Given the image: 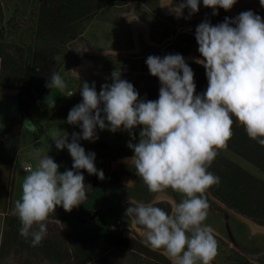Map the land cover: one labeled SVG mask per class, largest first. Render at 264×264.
I'll return each mask as SVG.
<instances>
[{
    "label": "clouds",
    "instance_id": "obj_1",
    "mask_svg": "<svg viewBox=\"0 0 264 264\" xmlns=\"http://www.w3.org/2000/svg\"><path fill=\"white\" fill-rule=\"evenodd\" d=\"M202 3L213 9L215 16L216 9L228 11L236 0ZM199 4L200 0H164L160 7H167L176 18L187 8L190 18L199 11ZM260 4L264 6V0ZM125 16L129 21L138 19L134 13ZM195 40L201 57L195 63L204 67L208 82L202 94H195L194 73L180 54L147 57L150 75L160 82L154 101L139 99L134 86L121 79L119 70L111 73L112 83L101 85L99 93L94 83L89 86L83 82L82 102L69 111L66 121L79 125L81 132H73L71 142L66 132L52 134L57 150L66 148L69 152L72 170L60 173V165L37 149L35 167H28L21 196L14 202L12 214L20 221L19 234L26 240L31 237L32 247L46 237V221L58 206L70 212L88 198L79 170L104 179L103 171L95 167V153H86L78 141L97 140V127L112 133L122 128L130 137L127 146L133 151L130 161L135 175L149 192L171 189L182 194L179 202L171 200L170 213L157 207L155 201L129 200L134 206H129L125 215L134 216L135 223L143 226L142 243L162 250L170 264H211L215 259L218 243L214 229L204 223L209 209L205 193L218 185L220 178L208 168L218 151L228 146L233 117L250 139L264 147V21L251 10L233 19L225 17L216 25L205 20L196 27ZM46 87L64 91L67 84L59 73H51ZM47 104L49 108L55 106L50 95ZM137 126L141 131L133 143L136 136L132 130ZM23 127L36 131L31 121L26 120Z\"/></svg>",
    "mask_w": 264,
    "mask_h": 264
},
{
    "label": "trees",
    "instance_id": "obj_2",
    "mask_svg": "<svg viewBox=\"0 0 264 264\" xmlns=\"http://www.w3.org/2000/svg\"><path fill=\"white\" fill-rule=\"evenodd\" d=\"M129 6H134L137 15L150 25L151 38L157 43L174 32L171 25L174 28L183 27L177 18L162 14L160 0H67L62 7L56 5L40 10L38 22L29 26L27 34L29 41L20 40L17 33L19 27L16 26L14 31L18 36L14 35L18 42L16 46H11L6 41L0 11V87L15 91L18 102V113L11 117L8 127L0 131V165L10 167L14 165L24 135L28 131L23 127L25 109L29 111L36 101L35 97L28 96L39 93L35 68L52 60H56L57 63L54 72L59 68L70 69L77 66L79 57L72 48V39L82 40L83 33L94 17L103 22L120 20L119 14ZM8 47H13L12 51H8ZM186 63L194 73L195 94H202L207 80L204 69L195 62ZM133 86L136 91L143 90L146 100L158 99L159 82L140 77ZM60 99L57 96L55 106L49 111L56 107ZM233 121V135L226 150L264 173V147L247 136L244 127L235 117ZM31 135L33 146L38 148L43 132L36 127V131L31 132ZM94 152L99 158L111 161L123 156H133V151L127 145L113 149L107 141L96 143ZM208 171L218 176L220 183L211 186L206 193H210L242 217L264 227V180L222 155L220 150ZM80 172L91 178L84 183L88 198L62 216V212L56 208L55 213L50 214L46 221L47 235L40 245L32 247L31 237L26 240L20 236L21 224L16 216H5L4 222L8 233L19 249L45 264H118L116 258L119 251L128 254L130 264H170L164 255L139 241L120 237L118 231L108 228V223L102 221V213L111 216L112 220L121 215L115 213L113 209L106 210L105 206L113 203V200L99 195L102 186L93 184L94 179L99 181V178L96 175H89L83 169ZM103 203H106L104 207ZM157 207L161 208L159 205ZM97 208H101L102 213L97 214L92 220L88 219L87 215ZM65 216L67 220L63 219ZM221 243L228 246L225 242ZM229 251L230 255L225 258L223 264H253L235 249L229 248Z\"/></svg>",
    "mask_w": 264,
    "mask_h": 264
},
{
    "label": "rangeland",
    "instance_id": "obj_3",
    "mask_svg": "<svg viewBox=\"0 0 264 264\" xmlns=\"http://www.w3.org/2000/svg\"><path fill=\"white\" fill-rule=\"evenodd\" d=\"M164 0H162V3ZM16 4L15 0H0V11L2 13L3 20L2 25L4 27L5 20L10 15V11L13 6ZM166 11L169 12L168 8L165 7ZM136 16L133 8H128L126 13L122 14V19L116 25L107 24L101 22L99 18L94 17L88 24L86 32L84 33L83 39L72 43V48L79 56V65L71 67L70 69L61 68L59 74L65 80L67 88L64 91H60L56 88L49 89L45 94H43L39 99L33 103L29 110V116H31L35 126L43 132V135L40 139V144L38 148H35L32 143L31 132L26 131L24 135V141L21 145L20 151L18 153V158L14 165L6 166L0 165V231L3 232V242L0 243V264H21L26 262V264H45L38 262L37 260L31 258L29 254L24 251H21L17 243L13 240L10 233H8L7 227L5 225V216H14L12 215V208L14 207V202L21 196V184L24 177L28 174L26 166L35 167L36 158L34 153L37 149L40 150L41 155H48L53 158V160L60 165L59 172L63 173L66 169L72 170V158L67 151V149L57 150L55 147V142L52 140V134L55 132L57 134H62L66 132L68 134L69 140L71 142V134L73 132L80 133L81 129L79 125H70L67 121V115L69 111L77 104L82 102V97L80 95V89L82 88L83 82H87L89 86L93 83L97 93L101 89V85L107 83L111 84V73L116 71L115 69H110L106 71H93L91 68V57H107L110 55L119 54L122 49L124 50V41L128 38L134 42L133 47L131 48L135 52H139V43L138 39L143 37L147 40V29L146 26L139 22L138 19L129 21L127 16L128 14H133ZM124 33L126 34L124 40ZM142 34V36H141ZM17 37L13 34L6 35V41L9 42L12 46L17 45ZM24 40L29 41L27 38ZM135 45V47H134ZM188 58H192L190 61L195 60L194 55H188ZM120 71V70H119ZM77 73L78 77L73 73ZM121 79L127 80L132 85L137 82L140 77L149 78L152 82H159L157 77L150 75V73H135L129 71H120ZM160 83V82H159ZM207 83L204 85L203 92L207 88ZM71 89L74 92V95L67 97V91ZM13 93V91H10ZM139 93V99L146 100L144 92L142 89L137 90ZM51 96L54 101L57 96L61 99H66L64 104L59 107V111L52 113L49 117L50 108L47 104L48 96ZM11 99H8L10 103ZM74 103H73V102ZM154 101V100H153ZM12 106V105H11ZM9 106H7L8 108ZM136 136V140L139 139V132L141 127L137 126L132 130ZM98 139L95 141L79 140L80 145L85 149V152H94V145L100 141H107L113 149H119L128 145L130 137L127 131H124L122 128L115 133L108 131L107 129L101 131L98 127L96 129ZM133 140L132 142L136 141ZM221 154L227 157L228 159L236 162L244 169L249 171L252 175L261 178L264 180V173H261L250 164L246 163L242 159L236 157L234 154L229 152L226 149L220 150ZM122 160H107L101 159L95 154V167L98 171L102 170L104 175L109 172H115L117 170L118 164ZM80 171V170H79ZM84 176V175H83ZM91 179L90 177L84 176V183ZM62 213L61 216L66 212L62 206L57 207ZM75 208V207H74ZM73 208V209H74ZM250 228L252 233L264 234V227H261L251 221H244ZM125 237L131 239H144V232L131 226L126 228L123 234ZM136 237V238H135ZM226 242V239H225ZM218 243V255L216 256L215 263L223 264L225 258L230 255L229 248L231 246H225L224 243ZM3 247V249H2ZM5 248V249H4ZM2 249V252H1ZM117 263L118 264H130V258L125 252L119 251L117 254Z\"/></svg>",
    "mask_w": 264,
    "mask_h": 264
},
{
    "label": "flooded vegetation",
    "instance_id": "obj_4",
    "mask_svg": "<svg viewBox=\"0 0 264 264\" xmlns=\"http://www.w3.org/2000/svg\"><path fill=\"white\" fill-rule=\"evenodd\" d=\"M15 1L16 4L13 6L12 10L10 11L9 14L10 16L6 18L5 20L6 22L4 24L3 30L5 32V36L7 35V33L14 35L16 34L14 28L18 26L19 31H17V33L19 34L20 40L22 41H24V39L27 38V34L29 32V26L32 24H36L38 22L39 13L43 7H55L56 5L62 7L67 3V0H15ZM174 2L179 3L181 2V0H174ZM161 4H162V0H160V5ZM128 8L129 9L133 8L136 13L135 7L129 6L124 10H122V12L119 14V18L120 17L122 18V14L126 13V10ZM160 10L164 16L176 18L174 14L166 11L165 7H160ZM248 10H251L256 15H259L262 21H264V6H261L260 0H236V3L228 11H225L222 8L216 9L218 14L215 16L212 15L213 9L204 7L202 0H200L199 11L193 14L189 18L188 17L189 10L187 8L184 9L182 16L180 18H177L178 19L177 21L181 23L183 27L174 28L170 24L172 27L171 30L174 29V32H171L169 37H166L159 43L155 42L151 38L150 25L146 21L142 20L136 14V17H138L139 22L143 23L147 29V40H145L143 37L138 39L140 51L135 52L134 50L131 49L133 47L134 42L131 40V38L125 40L126 34L124 33V40H125L124 50L122 49V51L119 54L113 56L110 55L103 58L94 57V56L91 57L90 60L91 68L89 70L93 72V71H106L110 69H115L120 71L135 72L139 74L149 73L148 67L145 63L149 55H155L163 58L167 54H180L184 57L185 62H195L196 59L201 58L198 52V45L196 43L195 36L189 33H179L176 36V38L173 39L178 31L182 29H188L195 33L196 27L205 20L209 21L212 25H216L218 23H222L225 17H228L229 19H233L236 16H238L241 12ZM121 20L122 19L113 21L114 23L110 21L104 23L116 25ZM2 21H4L3 17H2ZM18 34L16 35L18 36ZM77 41H81V40L72 39V43H76ZM168 43L170 44L167 45ZM12 48L13 47H8L7 50L12 51ZM190 54L194 55L195 60L190 61L192 59V58L191 59L188 58V55ZM56 64H57L56 60H52V61H47L44 64L38 65L35 68V72L37 68L43 70L42 73L36 72V74L38 75L36 79V83L39 89V93H37L38 95H40V92L43 88H45V90L48 88L46 87V84L50 81L51 73L60 72L61 68L57 69V72H54ZM200 66L204 69L202 65ZM131 157L132 156H123L118 158V160H122V161L118 164L117 170L115 172H109L108 174L104 175L103 180L98 179L99 181H97L94 179L93 181V184L95 186H99V187L102 186L99 194L102 198L113 200V203H110V205L108 204V206H105L106 203H103L102 206L103 207L105 206L106 210L109 211L113 209V211L115 213H119L121 217H116L115 219H113L114 220L113 221L111 219V216H107V214L102 213L101 208H97L96 210H93L91 213L87 215V218L92 220L95 218L97 214L102 213V217H103L102 221L103 222L106 221L109 226L108 228L111 230L118 231L119 236L123 238H129V237H125L123 234L125 229L131 227L132 225L138 228L139 230H141L142 232L145 231L143 226H140L135 223L134 216L125 215L126 209L129 206H134L129 204V200H134L137 202L142 201L144 203H150L155 201L156 206L159 205L163 210L170 213L171 200H175L179 202L182 199V194L173 192L171 189H168L165 193L149 192L147 187L144 185L142 179L135 175V170L130 161ZM105 176H108L109 178L107 179L105 178ZM205 195L207 197L209 205H217L216 202L211 197L212 195L210 196V193H205ZM158 196L161 197V199L157 200ZM168 197H170L171 199H168ZM168 208L169 211H167ZM236 214L228 213L229 216L228 223L231 232L234 235L237 242L241 246H243L244 248H246L247 250L253 253L264 252V234L252 233L248 225L244 223V221L246 222L250 220L248 219L246 220V218L244 217H243L244 219H242L241 215L239 214L236 215ZM238 215L241 217H239ZM107 217H109V220H107ZM126 217L128 219V222ZM63 219L67 220V216H65ZM204 223L210 225L214 229V235L217 242H225L226 239L225 243L229 244L227 241L223 215L217 214L212 210H208V216ZM134 240L142 243V240L140 238L138 239L136 238ZM153 251L164 255L162 250H153ZM248 260L253 264H264V257L258 260H250V259ZM211 264H216L215 260H213Z\"/></svg>",
    "mask_w": 264,
    "mask_h": 264
},
{
    "label": "water",
    "instance_id": "obj_5",
    "mask_svg": "<svg viewBox=\"0 0 264 264\" xmlns=\"http://www.w3.org/2000/svg\"><path fill=\"white\" fill-rule=\"evenodd\" d=\"M179 33H189V34H192V35L195 36V33L194 32H192V31H190L188 29H182V30H180V31H178L176 33V35L174 36L173 39H175L176 36ZM170 43H168L167 45H169ZM36 72L42 73L43 70L40 69V68H37L36 69ZM44 93H45V88H43L41 90L40 95H43ZM40 95H38V94H30L28 96V98H32V97L38 98ZM28 112H29L28 109H25L26 118H25L24 122L27 120V121H31L32 123H34L33 120H32V118L30 116H28ZM210 196H211V194H210ZM211 197L213 198V200L216 202L217 205H209V209L208 210H212L215 213L221 214V215L224 216V225H225V230H226V235H227V241L231 245V247H233L234 249H236L238 252H240L241 254H243L244 256H246L250 260L262 259L264 257V252L253 253V252L247 250L246 248H244L243 246H241L237 242V240L235 239L234 235L232 234L231 229H230V226H229V223H228V218H229L228 213H233V214H236V213L233 210L229 209L222 202H220L219 200L215 199L213 196H211ZM239 217H241V216H239ZM242 219H244V218L242 217Z\"/></svg>",
    "mask_w": 264,
    "mask_h": 264
},
{
    "label": "crops",
    "instance_id": "obj_6",
    "mask_svg": "<svg viewBox=\"0 0 264 264\" xmlns=\"http://www.w3.org/2000/svg\"><path fill=\"white\" fill-rule=\"evenodd\" d=\"M49 89L50 88H47L45 90V93ZM10 91H13V90L4 89V88L0 87V131L3 129H6L8 127V124H9L11 117L15 116L18 113L17 93L15 91H13V93H11ZM40 97H38L36 99H39ZM67 97H69V96H67ZM8 99H11L10 103L8 102ZM65 100L66 99H60V101L57 103L56 107L54 109H52V111H50V113L48 114V117L52 113H55V112L57 113L59 111V107L62 104H64ZM7 106H9V107L7 108ZM32 106H34V105H32Z\"/></svg>",
    "mask_w": 264,
    "mask_h": 264
},
{
    "label": "built area",
    "instance_id": "obj_7",
    "mask_svg": "<svg viewBox=\"0 0 264 264\" xmlns=\"http://www.w3.org/2000/svg\"><path fill=\"white\" fill-rule=\"evenodd\" d=\"M69 92H73V90L69 89V90L67 91V95H68ZM73 93H74V92H73ZM25 169H28V166H26Z\"/></svg>",
    "mask_w": 264,
    "mask_h": 264
}]
</instances>
